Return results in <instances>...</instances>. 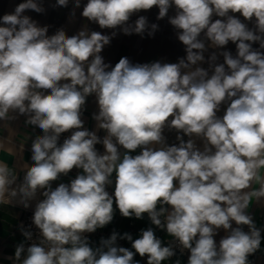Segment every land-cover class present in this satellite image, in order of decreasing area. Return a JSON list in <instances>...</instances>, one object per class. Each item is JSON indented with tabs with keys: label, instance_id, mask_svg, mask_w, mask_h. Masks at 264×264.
<instances>
[{
	"label": "clouds",
	"instance_id": "1",
	"mask_svg": "<svg viewBox=\"0 0 264 264\" xmlns=\"http://www.w3.org/2000/svg\"><path fill=\"white\" fill-rule=\"evenodd\" d=\"M72 3L74 17L81 0ZM154 7L186 55L175 63H106L101 53L117 30L154 36L159 26L146 16L131 21ZM28 10L45 12L40 0H24L0 17V121L23 115L43 132L32 140L33 163L19 183L0 161V204L27 209L42 197L32 216L39 239L18 244L13 264H140L137 254L163 264L177 246L187 264H250L264 240L246 211L264 200V0H87L82 17L110 35L87 26L49 35ZM89 96L98 105L96 130L82 119ZM165 128L177 131L178 144H167ZM73 169L81 172L53 187ZM116 209L124 218L147 215L152 226L135 239L113 231L93 247L86 234L110 224ZM19 228L31 241L33 232ZM156 229L172 240L165 245ZM220 230L226 234L217 242Z\"/></svg>",
	"mask_w": 264,
	"mask_h": 264
},
{
	"label": "crops",
	"instance_id": "2",
	"mask_svg": "<svg viewBox=\"0 0 264 264\" xmlns=\"http://www.w3.org/2000/svg\"><path fill=\"white\" fill-rule=\"evenodd\" d=\"M24 2V0H0V17L6 13L14 11L15 7ZM45 12L37 13L32 10L26 11L25 15L30 16L33 20L37 21L40 26H49V35L55 34V32L63 28L68 35H73L87 26L90 31H100L103 34H111V29H101L98 24L89 22L86 18L82 17L81 12L83 5L87 3V0H81V7L76 9L75 16L71 17L70 13L73 8L72 0H70L68 7H54L56 0H40ZM174 9H170L169 16L174 15ZM139 15H144L148 18L150 23L158 24V31L155 32L154 36L149 37L147 34L142 38L140 35H125L121 32L112 38L109 45H106L101 55L103 56L106 63H110L114 66L121 57H128L132 63H150L154 61L175 63L178 62L179 58L186 55L184 45L177 39L176 29L168 22L167 17L161 20H157L158 9L153 8L148 11H142L137 15L131 17V21H135ZM239 16V14H235ZM215 19V18H214ZM243 20V17H240ZM249 27H252L251 22H247ZM254 48H258V44L253 45ZM226 50L236 54L235 44L229 42L226 46ZM209 51H212L211 49ZM208 53H205L207 57ZM222 62V57L220 58ZM208 67L207 64L203 65ZM226 105L221 107V110L217 113L219 116L224 114ZM84 115L86 119L85 128L89 130H96V121L93 119V114L98 112V105L95 96H89L87 98L86 105L84 106ZM11 116H16V113H10ZM26 117L23 115L17 116L15 119L8 121H0V161L5 162L9 167H13L18 174L19 183L23 179L24 165H31V144L32 140L39 135L38 127L25 124ZM99 136H103L105 133L100 130L97 133ZM164 135L168 145L178 144L176 140L177 131L175 129L169 130L165 128ZM185 140L188 137H184ZM198 147H202V141L196 140ZM98 151L103 152V146H96ZM133 153V155L138 154ZM73 172L75 174H73ZM81 172L79 169H73L68 176H61L58 181L53 182V187H56L59 183H68L71 179ZM264 174V170H262ZM74 176L73 178L71 176ZM114 178V174H113ZM254 188L259 187L258 184L253 185ZM110 189L114 190V185L109 186ZM42 197L37 194V199L32 201V206L24 208L18 205L15 201L9 204H0V264H13V260L9 257H14L16 246L20 243L25 242V237L22 235L19 226L23 215L28 210H33L37 200ZM254 199V198H253ZM264 205V200L256 201L253 200L248 209L246 210L250 214L256 226L259 225V215ZM115 209V204H114ZM152 226L147 215L143 219L136 218H124L120 215L118 209L115 210L113 221L102 229H98L95 233H90L88 238L93 247L99 245L100 239L107 238L113 231L123 234L128 232L132 234L133 238H138L141 229H146ZM235 226V225H234ZM244 230L247 231V226H243ZM264 229V228H261ZM226 233L220 230L219 234L215 237L216 241L219 242L221 237ZM156 235L164 241L167 245L168 240L172 237L168 236L166 232L156 229ZM264 236V232H262ZM118 243L123 247H131L130 242L121 240ZM180 261V264H187L188 253L177 252V255L172 257L170 260L163 262V264H173L176 260ZM250 264H264V240H262L260 249L253 254V261H251V255L248 257ZM135 260L140 261V264H146V257L141 258L138 254L135 256Z\"/></svg>",
	"mask_w": 264,
	"mask_h": 264
},
{
	"label": "built area",
	"instance_id": "3",
	"mask_svg": "<svg viewBox=\"0 0 264 264\" xmlns=\"http://www.w3.org/2000/svg\"><path fill=\"white\" fill-rule=\"evenodd\" d=\"M82 119L84 120V126H85L86 119H85L84 112L82 114ZM38 134L39 135L43 134L41 129H39ZM70 134H71V132H66V133L61 134L60 142L62 143L63 139L68 137ZM73 174H75V173L73 172ZM71 177L73 178L74 176L72 175ZM107 190L109 191L110 194L114 191V190L110 189L109 187L107 188ZM33 211H34V209L26 211L25 214L23 215V218H22V221H21V224H23L25 226V228H29L33 232L32 240L31 241L25 240V242H24L25 246H27L28 244H31L33 242H37L38 239H39V230L36 229L35 226L32 224ZM258 220H259L260 228H264V205H263V207L261 209V212H260ZM86 235L89 236V234H86ZM171 240L172 239L168 240V242L171 241ZM177 252H180L178 246H177ZM183 253H185V251ZM251 261H253V255H251Z\"/></svg>",
	"mask_w": 264,
	"mask_h": 264
}]
</instances>
